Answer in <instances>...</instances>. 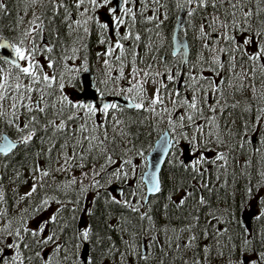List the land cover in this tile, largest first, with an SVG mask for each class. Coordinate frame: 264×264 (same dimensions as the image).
I'll list each match as a JSON object with an SVG mask.
<instances>
[{"label": "snow or ice", "instance_id": "snow-or-ice-1", "mask_svg": "<svg viewBox=\"0 0 264 264\" xmlns=\"http://www.w3.org/2000/svg\"><path fill=\"white\" fill-rule=\"evenodd\" d=\"M0 264H264V0H0Z\"/></svg>", "mask_w": 264, "mask_h": 264}, {"label": "water", "instance_id": "water-1", "mask_svg": "<svg viewBox=\"0 0 264 264\" xmlns=\"http://www.w3.org/2000/svg\"><path fill=\"white\" fill-rule=\"evenodd\" d=\"M153 155L155 156L156 154L154 153Z\"/></svg>", "mask_w": 264, "mask_h": 264}]
</instances>
